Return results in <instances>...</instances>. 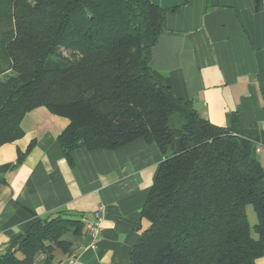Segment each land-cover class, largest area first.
Wrapping results in <instances>:
<instances>
[{
	"label": "trees",
	"instance_id": "16d2710c",
	"mask_svg": "<svg viewBox=\"0 0 264 264\" xmlns=\"http://www.w3.org/2000/svg\"><path fill=\"white\" fill-rule=\"evenodd\" d=\"M164 11L151 0H0V146L42 105L70 118L58 136L67 156L155 142L163 160L129 264H254L264 256V131L242 128L237 112L217 125L174 93L151 65ZM33 144L0 165V190ZM84 217L62 209L33 221L0 264H61L64 234L87 229Z\"/></svg>",
	"mask_w": 264,
	"mask_h": 264
},
{
	"label": "crops",
	"instance_id": "0c3cea01",
	"mask_svg": "<svg viewBox=\"0 0 264 264\" xmlns=\"http://www.w3.org/2000/svg\"><path fill=\"white\" fill-rule=\"evenodd\" d=\"M151 1L165 8L151 65L174 93L217 125L237 112L242 128L264 131V0ZM69 124L68 116L38 106L22 120L24 135L0 146L3 165L34 142L5 173L0 256L17 247L33 221L67 209L84 213L87 226L101 217L102 228L97 237L86 227L67 231L70 253L61 264L71 257L75 264H129L162 153L155 142L137 139L115 149L79 146L67 156L58 136ZM254 264H264V256Z\"/></svg>",
	"mask_w": 264,
	"mask_h": 264
},
{
	"label": "built area",
	"instance_id": "2783aa9c",
	"mask_svg": "<svg viewBox=\"0 0 264 264\" xmlns=\"http://www.w3.org/2000/svg\"><path fill=\"white\" fill-rule=\"evenodd\" d=\"M257 151L261 154L262 160L264 162V145H259L257 147ZM99 213V212H98ZM99 216L101 215L100 213L98 214ZM101 217H99V220L95 223H90L88 224V230L93 234V236L97 237L101 231V222H100ZM68 264H75V259L70 258L68 261Z\"/></svg>",
	"mask_w": 264,
	"mask_h": 264
},
{
	"label": "rangeland",
	"instance_id": "374dc122",
	"mask_svg": "<svg viewBox=\"0 0 264 264\" xmlns=\"http://www.w3.org/2000/svg\"><path fill=\"white\" fill-rule=\"evenodd\" d=\"M3 76H5V75H3ZM260 158H261V156H260ZM247 214H248V218H249V223L251 224L252 233L255 237V236H257V233L254 230V224L257 222V215H256V212H255L252 204L247 205ZM41 258H42V255H39L37 257V262H39L41 260ZM36 264H38V263H36Z\"/></svg>",
	"mask_w": 264,
	"mask_h": 264
}]
</instances>
